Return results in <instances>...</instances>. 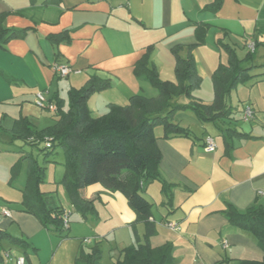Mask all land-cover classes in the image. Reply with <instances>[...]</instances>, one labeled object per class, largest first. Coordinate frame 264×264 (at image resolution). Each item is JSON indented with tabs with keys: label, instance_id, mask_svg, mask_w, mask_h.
I'll list each match as a JSON object with an SVG mask.
<instances>
[{
	"label": "crops",
	"instance_id": "crops-1",
	"mask_svg": "<svg viewBox=\"0 0 264 264\" xmlns=\"http://www.w3.org/2000/svg\"><path fill=\"white\" fill-rule=\"evenodd\" d=\"M212 2L0 0L3 26L27 30L23 37L13 38L0 48V137L4 132L12 138L9 130L20 117L29 119L36 130L53 124L57 112L47 113L38 107L36 93L46 89L52 95L48 96L50 99H62L67 109L69 90L80 88L94 75L111 81L110 87L94 92L88 100L95 117L106 113L111 103L127 104L135 94L156 96L157 89L135 74L136 62L151 47L149 64L157 68L161 79L176 81L174 48L180 47L178 53L182 57L189 54V46L197 42L196 23H206L209 28L205 42L192 50L202 77L193 96L198 102L212 103L213 72L228 59V53L218 43L231 46L239 57L249 52L250 41L258 42L257 48L264 49V0H223L216 10ZM57 34L65 36L59 41L50 39ZM55 61L69 63L74 71L59 76L52 67ZM254 63L257 65L251 73L257 76L239 84L231 93L229 104L233 112L229 118L202 122L193 109L182 108L176 111L173 121L187 128L189 135L164 137L163 126L156 131L162 152L160 178L149 180L144 190L153 204L151 220L156 224L150 242L153 246L171 243L174 264H241L243 260H261L264 256L258 239L230 223L226 216L229 203L242 211L254 204L264 205V195L258 193L264 189V65ZM190 101L185 95L172 99L174 104ZM248 104L255 113L250 120L244 118ZM226 128L237 133H231L226 140ZM208 135L217 141L214 151L205 149ZM19 158L7 165L8 170ZM45 166L61 169L56 184L66 190L60 182L65 173L64 158L51 159ZM163 180L169 185L167 188ZM9 181L19 197L4 196L3 201L8 198L9 202L0 205V230L23 242L13 247L11 240L0 241V264H16V256L27 255L30 245L40 254L42 238L52 239L50 229L22 204L27 174L23 188L13 185L12 177ZM42 186L55 205L65 208L64 202L55 200L52 189L44 190ZM81 194L93 199L96 212L86 216L79 212L74 217L90 236H83L78 225L70 224L66 231L70 240H80V247L88 249L99 242L104 255L108 243L110 257L115 259L123 248L136 243V233L144 238L145 224H135L137 214L122 192L94 183L82 188ZM2 207L10 209L12 215H4ZM169 221L178 223L181 229L168 227ZM7 243L10 246L6 248ZM7 251L12 258H8ZM26 264L34 262L27 257Z\"/></svg>",
	"mask_w": 264,
	"mask_h": 264
},
{
	"label": "trees",
	"instance_id": "trees-1",
	"mask_svg": "<svg viewBox=\"0 0 264 264\" xmlns=\"http://www.w3.org/2000/svg\"><path fill=\"white\" fill-rule=\"evenodd\" d=\"M223 0H213V10L218 9ZM4 14H0V48L17 37H23L26 29H11L3 26ZM209 25L195 24L197 42L189 46L186 57L179 55V48H174L176 56V81L160 78L157 68L149 64L151 47L135 64V74L156 89V96L135 94L127 104L111 103L109 110L93 116L88 100L97 91L111 86L109 79L91 76L80 88H71L68 93V108L64 109L62 99L57 100L58 111L55 122L41 130L32 127L29 119L20 117L9 130L13 139H20L31 145L44 144L49 153L60 148L64 154L65 173L60 181L66 188L72 205L83 216L95 213L93 199L82 196L81 189L101 183L109 190L122 192L136 212V223L145 224L144 238L136 233V243L121 250L114 264H174L173 246L164 243L153 246L150 238L156 232V224L151 220L153 204L144 195L145 185L149 180L160 178L159 164L162 152L157 145L156 127H164V137L177 134L189 135L187 128L173 121L177 110L193 109L202 122L217 121L229 118L233 112L229 104L231 93L239 84L256 77L251 71L256 67L254 52L249 51L244 57H239L236 50L227 44H220L228 53L227 61L220 62L213 72L214 99L206 104L194 100L193 92L202 84V77L196 67L192 50L205 42ZM65 35L50 36L53 41H59ZM259 43L256 42V48ZM1 72V71H0ZM185 95L191 101L188 104H174V97ZM0 129L3 127L0 125ZM227 140L235 129H224ZM52 137L50 147L45 146L46 137ZM29 158L27 181L23 189V202L27 212L37 215L43 225L59 233L67 229L63 225V208L55 205L53 200L42 191L45 182V165H41L30 156H21L12 166V174L17 173L20 162ZM45 158L44 160H46ZM12 176V177H14ZM164 186L169 185L163 180ZM169 199L171 195L167 193ZM226 216L233 225L252 233L259 246L264 251V205L254 204L245 211L234 205H228ZM11 240L14 243L23 241L7 231L0 230V241ZM103 250L99 242L86 249L80 247L77 264H102ZM241 264H264L261 260L246 259Z\"/></svg>",
	"mask_w": 264,
	"mask_h": 264
},
{
	"label": "rangeland",
	"instance_id": "rangeland-1",
	"mask_svg": "<svg viewBox=\"0 0 264 264\" xmlns=\"http://www.w3.org/2000/svg\"><path fill=\"white\" fill-rule=\"evenodd\" d=\"M255 53H256L255 54L256 61L254 62L264 65V49L257 48ZM254 64L257 65L256 63ZM234 95H235V92H234ZM47 96L52 97V95H48V94ZM48 99L50 98L48 97ZM67 101H68V98H67ZM54 102L57 104L56 101ZM44 111H46L47 113H50L47 110H44ZM47 113L46 115L49 118H52V116H50ZM162 129H163L162 125H158L156 127V131H160ZM21 155L30 156L36 159L41 165H45L49 163L51 159H57V160L61 159L62 160V158H64V154L60 148H58L54 153H49V149L47 148L45 149L44 144H40V145L23 144V142L22 143L20 141L17 142L13 140L9 136V134L3 132V134L0 137V205L5 204L6 202V201H3L4 196L19 197V192L15 191L14 188H12L11 185L8 183L9 178L14 175L12 174L11 169L8 170L7 165L12 164V162H14V160L17 157H21ZM45 158H47L46 159L47 161L44 160ZM29 160H30L29 158H24L20 162V166L18 167L17 173L15 174L14 177H12L13 185H16L20 188L24 187L25 180H26V174H27L26 167L28 166ZM60 178H61V169L60 168L55 169L53 166H48L45 169V182L43 183L42 187L44 190L52 189L53 194L55 196V200L58 202H60V200L64 202L62 204L65 207V209L71 211L70 224L74 226L78 225L79 230L82 231L83 236H84L86 234V229L79 226V224H77L78 222H76V220L74 219V217L77 216V213H79V211H77L76 208L73 205H71L67 191L64 188L60 187L59 184H56L57 182L56 180H60ZM56 187L58 188L57 191H56ZM6 200H8L7 202H9L8 198ZM50 231H51L52 239L50 240V239H47L46 237L42 238V241H41L42 250L40 254H37L38 251L35 250V248L32 247V245H30V247L27 248L28 256L27 255H24V256L25 257L27 256L28 258H30L34 262V264H77L76 258H77L78 251L80 248L79 246L80 240L78 239V242L70 240L68 237V234H66L67 230L62 234L54 230H50ZM86 236L88 237L90 235L86 234L85 237ZM51 243H53V247ZM10 244L13 247L15 246L17 247V245H15V243L13 242H10ZM10 244L7 243L6 248L10 246ZM107 244L105 245L104 255L102 257L103 264H114L113 262L118 257L115 259L110 257L111 254L108 249L109 244L108 245ZM84 247L87 248V246H84Z\"/></svg>",
	"mask_w": 264,
	"mask_h": 264
},
{
	"label": "built area",
	"instance_id": "built-area-1",
	"mask_svg": "<svg viewBox=\"0 0 264 264\" xmlns=\"http://www.w3.org/2000/svg\"><path fill=\"white\" fill-rule=\"evenodd\" d=\"M248 49H249V51L254 52L256 50V41H250L248 43ZM52 67H53L54 71L59 76H62V77L68 76L71 72L74 71L73 67L69 63L62 62V61H55L52 65ZM47 94H48V91L39 90L36 93L35 104L42 109H45L47 111L55 113L58 111V105L54 101L48 99ZM254 114L255 113H254L253 107L249 104L246 105L244 108V118L246 120L253 119ZM51 143H52V137H49V136L46 137L45 146L50 147ZM216 148H217V141H216L215 137L212 135H208L206 137V140H205V149L207 151H214ZM258 193L260 195H264V189L259 190ZM1 212L6 216L12 215L11 210L8 209L7 207H2ZM70 215H71V211L63 208L62 217H63V225H64L65 229H69V227H70ZM166 225L172 229H181V226L176 222L169 221L166 223ZM85 241L87 242L89 240L85 239ZM224 246L225 247L228 246L227 240L224 241ZM7 256H8V258H12V255L10 252L7 253ZM15 260H16V264H26V257L24 255L16 256Z\"/></svg>",
	"mask_w": 264,
	"mask_h": 264
}]
</instances>
